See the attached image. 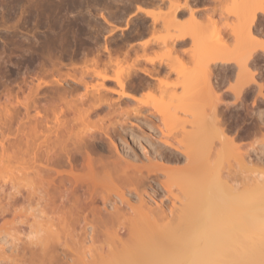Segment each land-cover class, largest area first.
Masks as SVG:
<instances>
[{"label":"bare ground","instance_id":"bare-ground-1","mask_svg":"<svg viewBox=\"0 0 264 264\" xmlns=\"http://www.w3.org/2000/svg\"><path fill=\"white\" fill-rule=\"evenodd\" d=\"M189 1L175 4L172 21L185 12L193 16ZM236 1L233 11L237 22L230 27L236 43L232 49L223 40L221 43L198 30L191 18L188 27H178L170 41L166 36H155L152 28L151 37L145 40L143 32L134 31L138 44L132 43L151 48L161 42L170 54L190 38L199 61L204 54L222 66L234 67L231 90L235 100L243 102L253 96L254 103L260 99L264 104V84L256 81V60L264 54V41L256 36L262 31L256 28L264 15V0ZM116 3L106 0L110 9ZM133 3L136 9L131 16L138 13L153 19V12L143 7L153 2L125 0L121 10L111 12L118 17L114 24ZM101 19L114 29L106 17L101 15ZM100 34H90L79 45L75 42L78 47L72 45L70 53L59 51L54 61L50 60L52 67L75 68L91 62L92 68L85 66L79 74L74 71L77 75H61L56 68L55 76L54 71L44 70L43 74L49 73L53 80L30 88L32 106L23 104L26 122L40 134L37 151L30 155L36 171L23 175L28 185L26 199L35 200L41 229L47 237L58 238V247L45 243L38 258L36 248H18L13 242L8 246V263L30 264L38 258L39 264H264V136L257 137L264 130V109L252 127L255 139L242 152L214 111L221 102L217 96L209 126L202 123L192 126L191 131L182 127L168 137L159 125L161 121L165 127V108L170 106L164 101L168 88L156 78L162 74V66L136 68L137 72L118 68L114 75H108L98 67L100 52L104 49L110 58L113 49L106 45L102 49ZM129 40L124 35L116 52L132 45ZM146 60L153 63L154 59ZM167 66L166 73L181 78L174 89L177 84L184 88L193 81L211 91L216 88L211 69V74L206 67L204 72L197 69L185 74L180 67ZM94 78L99 81L91 83ZM109 82L114 87L107 85ZM42 87L50 99L40 105L37 91ZM138 90H146L147 99L151 92L159 91L160 100H140L135 93ZM186 94L190 104L185 94V102L179 103L181 96L169 89V99L178 101L176 107L183 111L188 113L189 109L193 120L207 117L205 112L202 115L203 109L198 111L200 115L195 112L196 103H191L195 97ZM67 115L72 116L70 120H65ZM136 130L140 134H135ZM204 143L209 147L201 150ZM34 181L40 187L36 188ZM112 185H117L113 195L109 193ZM60 234H71V247L59 242ZM97 242L102 243L95 246ZM6 243L0 239V257H7Z\"/></svg>","mask_w":264,"mask_h":264},{"label":"rangeland","instance_id":"rangeland-1","mask_svg":"<svg viewBox=\"0 0 264 264\" xmlns=\"http://www.w3.org/2000/svg\"><path fill=\"white\" fill-rule=\"evenodd\" d=\"M79 1H82L81 5H78ZM124 1L116 0L117 3L112 5L110 9L106 4V0H41V2L40 0H0V239L7 242L5 245L7 257H0V264H4V262L10 264L8 263V255H10L8 246L13 242L18 248L22 246L36 248L38 258L40 248L45 243L51 248L58 247V238L47 237V234L41 229L35 200L28 201L26 199L28 185L23 175L25 173L32 174L36 171L32 168L30 155L37 151L40 134L26 122L23 116V104L28 103L29 106H32L34 97H32L30 88H35L36 85L44 81L50 82L53 80L49 73L43 74L44 70L54 71L56 68H60L61 75H77L85 66L87 68L93 67L91 62L76 64L75 68L73 66L52 67L50 63V60L54 61V57L58 55L59 51L70 53L72 45L76 47L77 44L81 43V40L84 41L83 39H87L90 34L95 35L100 31L102 35L100 34L99 39L102 49L105 45L108 46L109 50L113 49L112 53L110 52L112 60L108 58V53L104 49H101L100 52L101 63L98 67L108 75H114L118 68L126 69L129 67L137 72L136 68L149 70L152 67L162 66V74L156 76V78L158 77V79L160 78L165 82L168 88V98L166 97L164 101L168 102L170 106L165 108V118L167 120L165 127L161 121H159V125L168 137L178 134L182 127L186 131H191L192 126L202 123L209 126L212 121L210 117L213 115L212 108L218 100L215 99V96H217L219 100L221 99V102L217 103L218 105L214 107V111L219 119L221 117L225 121H222V123H224L226 134L234 136L238 143V145H235L242 147L239 151H244L255 139L254 134L251 133L253 131L252 127L256 124L260 111L264 109V104L260 99L257 103H254L253 96L246 97L243 102L235 100L231 90V87L235 84L233 66H231L233 68L231 72L230 66H222L218 61H214V58L204 54V58L199 61L192 44L193 41L190 38H187L189 40L186 41L187 43L168 54L166 47L161 42L154 43L151 48L143 45L138 46L137 35H134L136 34L134 31H138L143 32L141 36L143 38L151 37V29L153 28L155 36H166L167 41H170L169 37L177 32L178 27L184 26L187 28L188 21L193 19L198 30L207 33L213 39L219 38L221 43V40H223V43L225 42L224 44L232 49L236 43L230 27L237 22L233 10H236L234 4L238 1L192 0L189 1L188 5L193 16L190 17V12H185L172 21L171 12L173 7L175 4H183L184 0H150L154 4L143 7L145 9L150 7L151 10H148L153 12L155 22L150 17L145 18L143 14L137 13L131 16V13L136 9L134 7L136 3H133L132 7L122 15L121 23L114 24L118 17L116 18V15L112 16L114 14H111V12L116 11L115 13H117L119 9L121 10ZM101 15L117 28L114 26L113 29V26H106L101 19ZM167 22H170L171 25H167ZM257 22L260 25L257 26L256 31L262 30L260 34L256 35L257 39L264 41V34L262 35L264 15ZM87 25L90 27H87ZM129 28H132L133 31ZM130 33L134 34L131 35ZM124 35H127L130 39L129 43L136 42L137 44L132 43V45L124 46L116 52L115 49L118 48V44H120V40ZM240 37L243 36L240 35ZM73 42L77 44L75 43V45ZM220 42H217V44ZM147 58L154 59L153 63L147 61ZM197 62L201 66L200 68H198ZM171 64L180 67L185 74L197 69L204 72L203 69L206 67L207 70L209 69L210 74L215 73L213 76L214 81L217 80L215 81V84L217 83L216 88L213 85L215 90L213 88L214 91L206 89L200 81L198 83L202 87L196 83L197 81H193V83H185L184 88L177 84L176 89H174V85L181 78L173 72L170 75L166 73L169 72L167 65ZM263 65L264 54L261 53L256 60V68L258 69L256 81L264 84ZM203 66L204 68H202ZM177 67L176 69H180ZM222 67L225 68L224 72V68L221 71ZM210 69L212 72H210ZM74 71L77 73L74 74ZM56 73L54 71V76ZM138 75L147 78L141 73H138ZM224 77L227 78L226 81ZM228 77L231 78L228 79ZM222 79H224V82ZM147 80L151 82L150 79L147 78ZM90 81L95 83L99 80L94 78ZM154 81L158 84V80ZM134 82L135 85L138 84L137 79ZM107 85L114 87L113 82H109ZM171 88L173 89L171 90ZM186 88L187 90H185ZM169 89L172 92L175 90V94L181 96L179 103L185 102V94L187 97L186 103L189 102L188 104H190V97L186 93L191 98L195 97L193 101L196 102L191 99L192 104L195 105L196 103L195 112L200 115L199 112L201 111L199 110L203 109L201 113L202 115L207 114V117L197 121L193 120L191 115L188 114L189 109L187 113V111L176 107L179 104L178 101L169 99ZM185 91L186 93H184ZM138 92L140 90L135 93ZM37 93H39L38 98H40V101L38 102L40 105L45 104L50 99L49 94L46 93L43 87L39 88ZM147 93L146 90H141V93H138L139 99L152 100L150 102L160 100L159 91L151 92V97L148 99L146 98ZM192 95L194 96L192 97ZM262 95H264V85ZM15 110L17 113L19 112L17 116L12 115L16 113ZM30 111L32 114L34 113L33 108ZM10 115L14 118L12 121L9 119ZM71 117V115H67L65 120H70ZM73 129L76 131V127H73ZM145 132L147 133V131ZM134 133L140 134V131L136 130ZM263 136L264 130L261 131L260 135H257L258 138ZM208 147L209 144L204 143L201 150H206ZM34 184L36 188L40 187V184L37 185L36 181H34ZM116 188L117 185L110 186L109 193L113 195ZM59 238L60 243L66 242L71 247V234H60ZM101 239L103 240V238ZM101 243L97 242L95 246ZM38 258L31 260L30 264H39Z\"/></svg>","mask_w":264,"mask_h":264},{"label":"crops","instance_id":"crops-1","mask_svg":"<svg viewBox=\"0 0 264 264\" xmlns=\"http://www.w3.org/2000/svg\"><path fill=\"white\" fill-rule=\"evenodd\" d=\"M148 9L151 10L150 7ZM145 39H147V38H143V40H145Z\"/></svg>","mask_w":264,"mask_h":264},{"label":"flooded vegetation","instance_id":"flooded-vegetation-1","mask_svg":"<svg viewBox=\"0 0 264 264\" xmlns=\"http://www.w3.org/2000/svg\"><path fill=\"white\" fill-rule=\"evenodd\" d=\"M119 21V20H118Z\"/></svg>","mask_w":264,"mask_h":264}]
</instances>
